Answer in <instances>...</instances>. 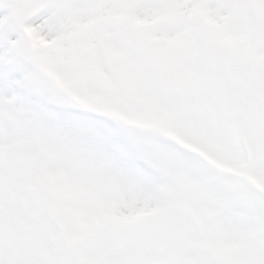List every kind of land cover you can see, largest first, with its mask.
<instances>
[{
    "label": "snow or ice",
    "instance_id": "1",
    "mask_svg": "<svg viewBox=\"0 0 264 264\" xmlns=\"http://www.w3.org/2000/svg\"><path fill=\"white\" fill-rule=\"evenodd\" d=\"M0 264H264V0H0Z\"/></svg>",
    "mask_w": 264,
    "mask_h": 264
}]
</instances>
